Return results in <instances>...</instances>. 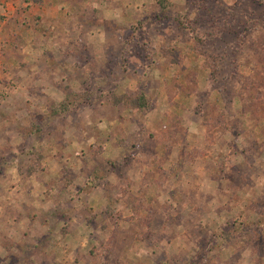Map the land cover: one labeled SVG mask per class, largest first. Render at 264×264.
I'll return each mask as SVG.
<instances>
[{
    "label": "rangeland",
    "instance_id": "rangeland-1",
    "mask_svg": "<svg viewBox=\"0 0 264 264\" xmlns=\"http://www.w3.org/2000/svg\"><path fill=\"white\" fill-rule=\"evenodd\" d=\"M0 184V264H264V0H0Z\"/></svg>",
    "mask_w": 264,
    "mask_h": 264
},
{
    "label": "trees",
    "instance_id": "trees-1",
    "mask_svg": "<svg viewBox=\"0 0 264 264\" xmlns=\"http://www.w3.org/2000/svg\"><path fill=\"white\" fill-rule=\"evenodd\" d=\"M143 99L144 97L143 96H138V97H136V99H138L137 101L138 102H140L141 103V101H140V99ZM113 99V106H115V107H117V106H120V105H123V104H127L129 101H130V97L129 96H120V97H117V96H115V97H113L112 98ZM137 101H136V103H137ZM82 104V102H80V101H73V102H71V101H69V100H67L66 102H63L62 104H59L56 108H55V110H53V112H52V115H54V116H59V115H63V114H65L69 109H70V107L72 106V105H74V106H80ZM139 109H145L146 107L143 105V107H141V104L140 105H136ZM141 107V108H140Z\"/></svg>",
    "mask_w": 264,
    "mask_h": 264
},
{
    "label": "crops",
    "instance_id": "crops-1",
    "mask_svg": "<svg viewBox=\"0 0 264 264\" xmlns=\"http://www.w3.org/2000/svg\"><path fill=\"white\" fill-rule=\"evenodd\" d=\"M111 5V7L113 6L112 4H110ZM109 5V6H110ZM61 7V6H60ZM110 7V8H111ZM42 8H44V4L42 5ZM125 8V7H124ZM45 11H46V9H44ZM107 10V12L109 13V15L111 14L112 16H111V18L110 19H112V21H114V23L115 24H117V25H119V24H122V21H123V18H124V12H123V10H121V9H116V10H112L111 9V11L109 12L108 11V9H106ZM116 13H117V15H116ZM104 15H105V12L103 13ZM73 70V69H72ZM120 157V154H119V152L118 151H116L115 153H114V155H111V157L109 158L110 160H116V159H118ZM1 185V184H0ZM1 187V186H0ZM4 199V198H3ZM0 200H1V198H0ZM104 202V204L105 203H107V201H106V198L104 197L103 198V200H102V203ZM12 222V221H11ZM12 223H14V220H13V222ZM31 223V221L30 222H28V224H30ZM0 227H1V222H0ZM261 229L263 230V232H264V226L263 227H261ZM23 236H24V234H23Z\"/></svg>",
    "mask_w": 264,
    "mask_h": 264
}]
</instances>
